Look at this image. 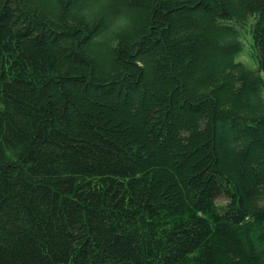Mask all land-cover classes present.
Listing matches in <instances>:
<instances>
[{
    "label": "trees",
    "instance_id": "16d2710c",
    "mask_svg": "<svg viewBox=\"0 0 264 264\" xmlns=\"http://www.w3.org/2000/svg\"><path fill=\"white\" fill-rule=\"evenodd\" d=\"M0 264H264V0H0Z\"/></svg>",
    "mask_w": 264,
    "mask_h": 264
},
{
    "label": "rangeland",
    "instance_id": "374dc122",
    "mask_svg": "<svg viewBox=\"0 0 264 264\" xmlns=\"http://www.w3.org/2000/svg\"><path fill=\"white\" fill-rule=\"evenodd\" d=\"M245 37L248 40L250 39V35L248 32L245 35ZM241 42L243 43V49H242L241 53L235 58V61H241L242 63H244L249 68H255V62H254V59L252 57V48L250 47V42H247L244 39L241 40ZM225 202H226V200L222 196L218 197L216 200V203L218 205H223Z\"/></svg>",
    "mask_w": 264,
    "mask_h": 264
}]
</instances>
